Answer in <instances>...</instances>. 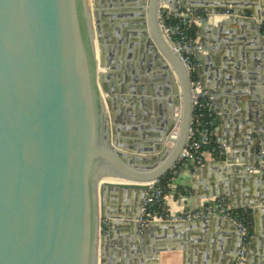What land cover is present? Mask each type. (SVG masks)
Returning <instances> with one entry per match:
<instances>
[{
  "label": "water",
  "instance_id": "1",
  "mask_svg": "<svg viewBox=\"0 0 264 264\" xmlns=\"http://www.w3.org/2000/svg\"><path fill=\"white\" fill-rule=\"evenodd\" d=\"M212 1L207 20L228 9ZM160 9L161 0H0V264H151L145 247L167 228L137 224L115 238L111 215L131 216L128 201L174 168L192 124L191 78ZM163 61L179 88L172 123ZM244 136L242 155L264 149V126Z\"/></svg>",
  "mask_w": 264,
  "mask_h": 264
},
{
  "label": "crops",
  "instance_id": "2",
  "mask_svg": "<svg viewBox=\"0 0 264 264\" xmlns=\"http://www.w3.org/2000/svg\"><path fill=\"white\" fill-rule=\"evenodd\" d=\"M212 2L185 0V5L194 6L196 12L208 14L205 8ZM215 2L220 6L228 5L227 10L241 14L224 18L215 14L196 24V38L201 46L195 59L197 73L203 88L213 98V126L217 138L225 145L226 154L218 158L211 151H205L201 167L196 168L194 163H189L172 181L166 203L170 218L177 220L166 221L169 225L162 226L166 230L153 232L155 236L161 235L160 241L166 244L167 249L159 253V264H228L237 256L241 236L230 221L216 215H208L209 218L204 215L202 217L207 219L200 221L198 218L199 222L197 219L185 220L186 214L203 212L210 202L222 198L232 211L251 214L254 238L247 253V263L260 264L264 261V179L259 173H249L247 166L239 173L232 170L235 166L241 168L245 163L255 164L253 154L261 148L259 146L253 152L250 150L242 155V141L246 140L244 133L249 128L264 126V37L257 32L258 25L264 32V0ZM174 9L173 4L172 11ZM254 27L256 34H252ZM137 58L133 61L137 62L139 56ZM162 66L157 72L163 80L159 78L158 84L166 95L160 100L168 103L163 118L172 123L179 112L175 106L179 103L177 76L168 62L163 61ZM129 75L132 76V72ZM251 77L257 80L255 85H251ZM254 137L249 139L257 140ZM227 160L235 163L228 164ZM253 204L261 210L257 215ZM140 207L139 199L128 202L127 209L137 216ZM127 230L121 227L118 232L113 231L115 238L130 235L126 234Z\"/></svg>",
  "mask_w": 264,
  "mask_h": 264
},
{
  "label": "built area",
  "instance_id": "3",
  "mask_svg": "<svg viewBox=\"0 0 264 264\" xmlns=\"http://www.w3.org/2000/svg\"><path fill=\"white\" fill-rule=\"evenodd\" d=\"M175 11H172L171 0H161L160 24L165 35L171 40L172 49L176 52L191 78L193 94V118L189 130L187 143L182 154L170 171L171 177L163 176L150 185L145 193L140 207V215L137 222L140 229H145L154 223L166 222L171 219L167 206V198L172 181L185 169L189 163H194L199 168L204 163V152L211 151L218 158L226 154L225 145L217 138L213 126L214 102L213 98L203 88L201 79L197 73L196 56L201 46L194 38L191 30L196 27L199 20L206 21L208 14L196 12L194 9L186 8L181 0H175ZM219 16H240L239 12L230 10L217 11ZM259 159L257 164L247 165L249 173H259L264 179V149L255 151ZM206 215L222 214V217L234 224L241 236V246L237 254V261L233 264H248L247 253L254 235L251 233L250 225L245 219H238L233 216L228 202L225 199H215L204 208ZM204 216L203 212L186 214L185 220L198 219Z\"/></svg>",
  "mask_w": 264,
  "mask_h": 264
},
{
  "label": "bare ground",
  "instance_id": "4",
  "mask_svg": "<svg viewBox=\"0 0 264 264\" xmlns=\"http://www.w3.org/2000/svg\"><path fill=\"white\" fill-rule=\"evenodd\" d=\"M128 202H130V201H128ZM111 221H112V224H113V226H112L113 227V231H116V232H118V229L119 228L126 227V224H129V223L134 224V227L128 228V230H127L128 232L126 234H129V233L135 231L136 230V227H137V224H138L135 214L134 215L131 214V216H128L126 218L120 219L117 215H115L114 213H112V215H111ZM156 224H158V223H156ZM161 225L164 226L163 224H161ZM154 240L155 239L153 238V240H152L153 242H151V244H149V245L147 244V247H145L146 248L145 249V252H146V255H147V262H149L151 264H153V262H154L153 261L154 260L153 258H154L155 254H156L157 248L166 245L165 243H162V241H155L154 242Z\"/></svg>",
  "mask_w": 264,
  "mask_h": 264
},
{
  "label": "trees",
  "instance_id": "5",
  "mask_svg": "<svg viewBox=\"0 0 264 264\" xmlns=\"http://www.w3.org/2000/svg\"><path fill=\"white\" fill-rule=\"evenodd\" d=\"M191 33L193 35L194 38L197 37V27H194L192 30H191ZM166 178H169L171 177V173L169 172L168 174H166L165 176ZM233 212V216L235 218H238V219H245L247 222H251L253 223V219H252V216L250 213H240V212ZM250 230H251V233L253 234V224L250 225Z\"/></svg>",
  "mask_w": 264,
  "mask_h": 264
},
{
  "label": "flooded vegetation",
  "instance_id": "6",
  "mask_svg": "<svg viewBox=\"0 0 264 264\" xmlns=\"http://www.w3.org/2000/svg\"><path fill=\"white\" fill-rule=\"evenodd\" d=\"M151 61H152V58H148V60H147V63L145 64V65H149L150 63H151ZM155 62V61H154ZM159 81V79L157 78V82ZM160 85V84H159ZM160 89H162L161 87H160ZM160 89H158V87H157V91L158 90H160Z\"/></svg>",
  "mask_w": 264,
  "mask_h": 264
},
{
  "label": "rangeland",
  "instance_id": "7",
  "mask_svg": "<svg viewBox=\"0 0 264 264\" xmlns=\"http://www.w3.org/2000/svg\"><path fill=\"white\" fill-rule=\"evenodd\" d=\"M102 224H105V221L104 220L102 221Z\"/></svg>",
  "mask_w": 264,
  "mask_h": 264
}]
</instances>
